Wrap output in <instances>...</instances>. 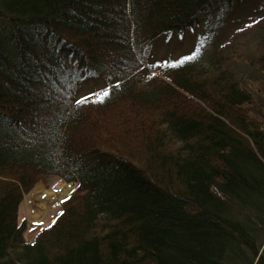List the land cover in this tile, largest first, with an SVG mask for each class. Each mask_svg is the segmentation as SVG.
Returning a JSON list of instances; mask_svg holds the SVG:
<instances>
[{
	"label": "trees",
	"instance_id": "1",
	"mask_svg": "<svg viewBox=\"0 0 264 264\" xmlns=\"http://www.w3.org/2000/svg\"><path fill=\"white\" fill-rule=\"evenodd\" d=\"M214 1L0 0V264H264L254 94L202 51L143 67ZM46 174L76 185L26 241L19 206Z\"/></svg>",
	"mask_w": 264,
	"mask_h": 264
},
{
	"label": "rangeland",
	"instance_id": "2",
	"mask_svg": "<svg viewBox=\"0 0 264 264\" xmlns=\"http://www.w3.org/2000/svg\"><path fill=\"white\" fill-rule=\"evenodd\" d=\"M207 37L208 41L205 40ZM166 38L157 39L151 48L149 59L159 68L154 70L153 66L143 63V67L151 71V74L163 77L159 70L163 69L165 62H176L180 57L190 55L196 50L197 43L205 40L200 64L208 66L209 60L219 61L221 66L231 70L254 94L255 109L264 117V64L257 58L264 49V0H215L206 9L205 23H199L170 41ZM108 73L107 69H103L100 75L90 73L78 81L76 74V86L80 84L77 88L75 86L76 90H71L72 100L87 92L101 91L110 80L106 77ZM57 178L52 174L42 175L31 190L23 193L18 216L25 220L22 234L24 240L31 239L30 234L38 226L48 223L54 217L63 199L76 185L75 182L59 178L64 190L48 194L46 191L51 190ZM29 210L34 211L33 214L38 212L32 220L28 215Z\"/></svg>",
	"mask_w": 264,
	"mask_h": 264
},
{
	"label": "snow or ice",
	"instance_id": "3",
	"mask_svg": "<svg viewBox=\"0 0 264 264\" xmlns=\"http://www.w3.org/2000/svg\"><path fill=\"white\" fill-rule=\"evenodd\" d=\"M205 42H206L205 40L199 41V46L197 47L195 53H193V55H191V56L184 57L183 59H181L177 63L183 64V63H185L187 61L193 60L196 57V55H198L200 53V51H202V48H203V45H204ZM170 66L175 67L176 64H172ZM109 95H110V91L109 90H105V91H103V93H102V95H101L100 98H98L96 100H92V102L102 103V102H104L109 97ZM89 100H91V97H84V98H82L80 100H77L76 101V105L79 107L80 105H82L83 103H85L86 101H89ZM62 214L63 213H61V215ZM52 223L54 224L55 223V220H53ZM49 227H51V225H49Z\"/></svg>",
	"mask_w": 264,
	"mask_h": 264
},
{
	"label": "bare ground",
	"instance_id": "4",
	"mask_svg": "<svg viewBox=\"0 0 264 264\" xmlns=\"http://www.w3.org/2000/svg\"><path fill=\"white\" fill-rule=\"evenodd\" d=\"M61 70V69H60ZM60 70H59V72H60ZM84 77V76H83ZM80 83H78V85H79ZM62 190H64L63 188H62V182H61V180L59 179V178H57V180L55 181V183H53V185H52V187H51V190H49V191H46L48 194H52V193H54V192H62ZM41 193H42V195H44V192L43 191H40ZM45 195H47L46 193H45ZM40 196V195H39ZM40 198V197H39ZM46 209V208H45ZM33 213H35L34 211H32V210H29V213H28V215H29V218L32 220V219H34L35 218V216L34 215H37L38 214V212H37V214H33ZM263 248H264V244L261 246V249L259 250V253H258V256L262 253V250H263ZM258 256H257V258H258ZM257 260V259H256ZM256 260H255V262H256Z\"/></svg>",
	"mask_w": 264,
	"mask_h": 264
}]
</instances>
